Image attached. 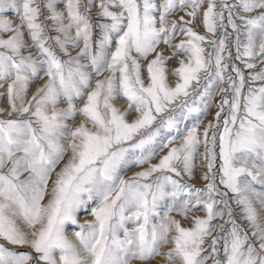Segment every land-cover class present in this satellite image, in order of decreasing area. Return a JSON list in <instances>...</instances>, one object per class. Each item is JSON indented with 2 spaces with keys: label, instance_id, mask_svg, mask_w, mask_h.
I'll list each match as a JSON object with an SVG mask.
<instances>
[{
  "label": "snow or ice",
  "instance_id": "snow-or-ice-1",
  "mask_svg": "<svg viewBox=\"0 0 264 264\" xmlns=\"http://www.w3.org/2000/svg\"><path fill=\"white\" fill-rule=\"evenodd\" d=\"M10 11L19 24L7 18ZM178 11L190 19H170ZM200 17L208 33L222 29L223 38L198 33L192 23ZM229 26L236 59L248 69L264 64V0H0V88L9 102L0 109L7 113L0 118V238L32 249L0 244V264H147L157 256L167 264H264V217L253 202L264 210V191L254 187L264 186V83L255 84L264 82V68L248 81L238 66L227 71ZM178 34L184 38L176 43ZM32 47L36 55H24ZM179 55V66L168 68ZM41 76L46 82L29 99L30 83ZM218 93L219 111L201 131L200 117ZM118 98L127 108L116 106ZM194 114L195 123L181 130ZM77 115L83 122L67 123ZM197 155L207 168L203 188L181 182L192 176ZM229 192L250 232L234 219ZM89 208L94 219L79 224L74 242L66 225ZM197 209L205 215L189 216ZM225 215L227 231L213 223ZM217 229L223 235H213ZM166 244L173 246L162 252Z\"/></svg>",
  "mask_w": 264,
  "mask_h": 264
},
{
  "label": "rangeland",
  "instance_id": "rangeland-1",
  "mask_svg": "<svg viewBox=\"0 0 264 264\" xmlns=\"http://www.w3.org/2000/svg\"><path fill=\"white\" fill-rule=\"evenodd\" d=\"M205 7H206V5H205ZM42 10L45 12V14L47 13V9H42ZM58 10H63V4L62 3L58 2ZM96 12H97V8H95V7L92 8L91 14H92L93 23H95L97 20L100 19V17H98L96 15ZM225 15H227V13H225ZM180 16H184L185 20L190 19L185 14V11L176 12L174 15H172L170 17V19H177L178 20ZM7 18L11 19L14 22V24H19L20 23L17 14H15L14 12H11V11L8 12L7 13ZM41 20H44V16H41ZM45 22L47 24H49V25H51V23H52L50 20L45 21ZM237 22L239 23V21H237ZM192 26L198 33L204 34V35L210 37L211 39L218 40V39L223 38V30L222 29H218L214 34L213 33H208L206 28H205V26L202 23V17L197 18L196 20H194L193 23H192ZM227 31L229 33V36L226 39L227 51L224 53V55L227 57L228 53L231 52V58L230 59H225V61H224V63L229 65V68L227 69V71L232 73V65L238 66V67H240L243 70V72L245 74V80L248 81L249 73L254 72V71H259L261 68H264V64H261V63H259L257 61L255 69L245 68L244 64L240 60L236 59V54H237L236 53V45H235V36H236V34H235L234 30L230 26L228 27ZM49 35H55V33L54 32H50ZM183 38H184L183 35H179L178 34L177 37H176V41L175 42L179 43V41L181 39H183ZM25 39H26V41L29 44H31V40L28 37V34H27L26 30H25ZM241 39L243 40L244 37L241 36ZM50 43H51V41H50ZM81 47H82V45H81ZM158 47H159V49H162L164 51L165 55H171L172 54V50L170 48H168L167 45L161 44ZM204 47L206 49V53H210L213 50L212 49V45H211V43L208 40H206L204 42ZM70 50L72 51L73 55H75L76 52L79 51V49H70ZM29 51L33 55H36V53H37V49L35 47H32L29 50L25 51L24 55H28ZM184 58L185 57L183 55H179L177 58L169 60L167 62V67L170 68V69L178 67L179 66L178 60L179 59H184ZM144 63H146V61ZM106 74L107 73H105V75ZM143 75L145 76V78L147 77L146 72L143 73ZM203 75L204 74H202L201 84H203V82H204L203 81ZM233 75H235V73H233ZM46 80H47L46 76H41L40 78H37L32 83H30L29 91L27 93V96H28L29 99L35 93L36 89L38 87L42 86L46 82ZM175 81H176V77L169 75L168 83L171 86H174ZM9 83H10V81H9ZM260 83H264V82H261V81H256L255 82L256 85H259ZM220 86L221 87H226L227 85L226 84H222ZM193 95H195V92H193ZM223 95H224L223 93L216 94L214 96V99H213L212 107L208 111V114L207 115H203V116L200 117V119H202V121H203L200 124V130L201 131L203 130L204 126L209 121H214L215 114H216V112L219 111V108L216 107V104H218L221 101V98H222ZM191 98L192 97L190 96L187 99H191ZM229 98H231L230 95H229ZM75 103H76L77 107H82L83 106V101H75ZM114 103L116 104L117 107H120L122 110L127 108V101L125 99H123V98H118L117 100L114 101ZM58 107H67V102L64 101V102L60 103L58 105ZM0 109H9V102H8V99H7V96H6V86L4 88H0ZM6 115H7V113L0 112V118H4ZM135 115H136V113L132 112L129 115L128 119L129 120L133 119L135 117ZM226 115H227V108L225 109V112L221 113V119L226 118ZM196 119H197V117H196L195 114L192 117H189L187 120H185L180 125L181 130H183V129L187 128V127H191V125L193 123H195ZM81 122H83V117L79 116V115H77L74 120L67 121V123L72 125L73 127L79 125ZM157 123H158V121H157ZM199 151L202 153L203 152V147H201L199 149ZM166 152H167V149H164L162 152H160L159 155H157V157L152 160V163H157L159 158H160V156L166 154ZM69 155H70V153L65 155L64 160H62L57 165L56 171H59L60 168L63 167L64 163L67 162V159H68ZM217 163L219 164V161ZM204 165H205V162L203 161V157L201 155H197L194 158V167H193L192 176L191 177H187V176L182 177L181 178V182L187 181V183H189L191 185H194L197 188H203L204 185L206 184V181H204L202 179V175H203L204 172L207 171V168ZM147 167H148L147 164L142 165V166L133 165V166L127 167L122 172V175L124 176L125 179H127V178L131 177L135 172L141 171L143 168H147ZM26 175L27 174L25 173L24 176H26ZM24 176H22L21 178L23 179ZM53 178H54V176H53ZM217 183H218V181H217ZM49 186H51V182H50ZM220 187H221L222 191L225 190L222 185ZM254 187L257 189V191H264V186H261L259 184H255ZM232 197H233V194L231 192H229V197L228 198H229V203H231L232 208H233L234 219L246 231L250 232V229H249V226H248V222L242 218L243 213L241 212V206L237 205L235 203V201L232 199ZM47 200H48V197L46 196L44 203H47ZM253 202H254V206L257 208L258 212H260L261 216L264 217V210L261 209L260 204L255 200V198H253ZM89 204H90V207H94L95 206V202L94 201H90ZM171 215H173L177 220H180L182 226H184V227H191L192 226V220L182 217L178 212H172ZM204 215H205V212L202 209H197V210H194V211L189 213V216H200V217H203ZM76 218H77L78 223L76 225H72L70 223L68 225H66L65 232H66V235L68 236L69 239H71L74 242L78 243L74 233L80 230L79 229V224H83L86 221H92L94 219V217L90 214V208H89V209L79 210L77 212V214H76ZM227 220H228V217H227V215H225V217L222 220L221 219H217V220H214L213 223L224 224L225 231H227L231 227L230 224L225 223V221H227ZM128 226L129 227H133L132 224H129ZM21 227L23 228L24 225L21 224ZM25 230H27V229H25ZM217 234L223 235V233L220 232V229H217L216 232L213 233V235H217ZM0 244H4L5 247H7L8 249H10L12 251H16V252H32V249L29 246H27V245H23V246H21V245H13V244H10L7 241L3 240L2 238H0ZM172 246H173L172 244H166V245L162 246L161 251L162 252H167ZM33 255H35V253H33ZM132 264H144V262L139 261V260H133ZM147 264H167V257H165V256H157V257L151 259L149 262H147ZM174 264H179V261L174 262ZM209 264H211L210 261H209Z\"/></svg>",
  "mask_w": 264,
  "mask_h": 264
}]
</instances>
